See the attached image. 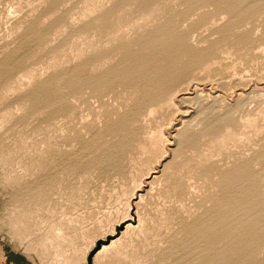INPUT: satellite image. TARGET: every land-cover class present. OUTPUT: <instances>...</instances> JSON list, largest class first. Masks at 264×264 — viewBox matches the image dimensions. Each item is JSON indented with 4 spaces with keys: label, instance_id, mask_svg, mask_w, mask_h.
I'll return each instance as SVG.
<instances>
[{
    "label": "rangeland",
    "instance_id": "rangeland-1",
    "mask_svg": "<svg viewBox=\"0 0 264 264\" xmlns=\"http://www.w3.org/2000/svg\"><path fill=\"white\" fill-rule=\"evenodd\" d=\"M115 240L264 264V0H0V264Z\"/></svg>",
    "mask_w": 264,
    "mask_h": 264
},
{
    "label": "bare ground",
    "instance_id": "bare-ground-1",
    "mask_svg": "<svg viewBox=\"0 0 264 264\" xmlns=\"http://www.w3.org/2000/svg\"><path fill=\"white\" fill-rule=\"evenodd\" d=\"M247 8V7H246ZM192 11V10H191ZM256 12V11H255ZM192 41V40H191ZM126 43V42H125ZM194 44V43H193ZM166 45V44H165ZM170 45V44H169ZM202 45V44H201ZM165 52V51H164ZM162 53H163V51H162ZM168 59V58H167ZM138 62V61H137ZM139 63V62H138ZM173 64V63H172ZM140 65V64H139ZM174 65V64H173ZM185 65V64H184ZM130 66V65H129ZM144 66V65H143ZM172 66V65H171ZM168 68H169V66H168ZM179 68V67H178ZM135 70V69H134ZM170 70V69H169ZM128 71V70H127ZM147 71V70H146ZM172 72V71H171ZM156 73V72H155ZM154 73V74H155ZM148 74H150V73H148ZM151 75V74H150ZM175 75V74H174ZM150 78V77H149ZM154 78V77H153ZM176 78V77H175ZM144 80V79H143ZM154 80V79H153ZM160 80V79H159ZM149 81V80H148ZM212 81V80H211ZM164 85V84H163ZM175 85V84H174ZM161 86V85H160ZM157 87V86H156ZM154 88V87H153ZM152 88V89H153ZM196 88V87H195ZM178 91V90H177ZM187 91H189V88H188V90ZM198 92V91H197ZM168 93V92H167ZM176 94V93H175ZM174 94V95H175ZM163 95V94H162ZM187 95V94H186ZM158 96V95H157ZM175 96H177V95H175ZM186 97V96H185ZM159 98V97H158ZM173 103V102H172ZM138 104V103H137ZM152 111V110H151ZM149 114L151 115V114H153V113H150V109H149ZM153 116V115H152ZM184 122H186V121H184ZM182 124V123H181ZM177 132V131H176ZM150 179H152V176H150V177H148V180H150ZM159 178L157 177V175H155V177L153 178V180L151 181V182H149L148 183V185H152L154 182H156L157 180H158ZM152 188V187H151ZM253 191V190H252ZM140 199H142L143 197H142V195L139 197ZM231 204V203H230ZM229 220V219H228ZM127 222H125V223H123V226H124V224H126ZM222 224V223H221ZM127 225V224H126ZM122 226V227H123ZM132 228V225H127V227H126V229H125V232L123 233V234H125L126 232H128V230L129 229H131ZM243 228V227H242ZM213 232V231H212ZM248 234V233H247ZM118 241L119 240H115V241H113V242H111V244L108 246V245H104L98 252H97V254H96V256H95V258L94 259H97L100 255H102V254H104V253H106V252H108L109 250H111L112 248H114L117 244H118ZM236 245V244H235ZM225 252V251H224ZM58 256V255H57ZM225 256V255H224ZM59 257V256H58ZM223 258V257H222ZM241 260H242V258H241ZM65 263V262H64ZM223 263V262H222ZM71 264H72V262H71ZM217 264V263H216ZM225 264V263H224Z\"/></svg>",
    "mask_w": 264,
    "mask_h": 264
},
{
    "label": "water",
    "instance_id": "water-1",
    "mask_svg": "<svg viewBox=\"0 0 264 264\" xmlns=\"http://www.w3.org/2000/svg\"><path fill=\"white\" fill-rule=\"evenodd\" d=\"M99 249H100V245H98L97 250L94 251V252L90 255V257H89V259H88V264H92V262H93V257H94V255L99 251Z\"/></svg>",
    "mask_w": 264,
    "mask_h": 264
},
{
    "label": "flooded vegetation",
    "instance_id": "flooded-vegetation-1",
    "mask_svg": "<svg viewBox=\"0 0 264 264\" xmlns=\"http://www.w3.org/2000/svg\"><path fill=\"white\" fill-rule=\"evenodd\" d=\"M0 255H1V252H0Z\"/></svg>",
    "mask_w": 264,
    "mask_h": 264
}]
</instances>
